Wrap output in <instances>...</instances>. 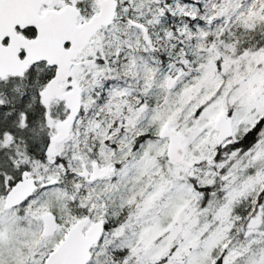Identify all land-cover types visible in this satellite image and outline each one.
<instances>
[{
	"label": "snow or ice",
	"instance_id": "1",
	"mask_svg": "<svg viewBox=\"0 0 264 264\" xmlns=\"http://www.w3.org/2000/svg\"><path fill=\"white\" fill-rule=\"evenodd\" d=\"M0 264H264V0H0Z\"/></svg>",
	"mask_w": 264,
	"mask_h": 264
}]
</instances>
